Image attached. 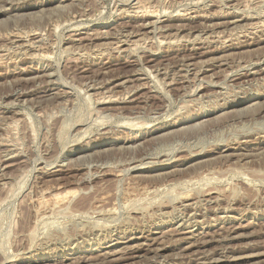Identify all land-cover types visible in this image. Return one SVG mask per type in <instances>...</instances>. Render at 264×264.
Segmentation results:
<instances>
[{"label": "rangeland", "instance_id": "rangeland-1", "mask_svg": "<svg viewBox=\"0 0 264 264\" xmlns=\"http://www.w3.org/2000/svg\"><path fill=\"white\" fill-rule=\"evenodd\" d=\"M263 1L0 0V264H264Z\"/></svg>", "mask_w": 264, "mask_h": 264}, {"label": "bare ground", "instance_id": "bare-ground-1", "mask_svg": "<svg viewBox=\"0 0 264 264\" xmlns=\"http://www.w3.org/2000/svg\"><path fill=\"white\" fill-rule=\"evenodd\" d=\"M264 2V1H263ZM136 3H137V1H136ZM139 3V5H140V1L138 2ZM137 3V4H138ZM136 4V5H137ZM225 4V3H224ZM246 4V3H245ZM245 4H243V5H245ZM262 5V4H261ZM78 7V6H77ZM145 7V6H144ZM80 8V7H79ZM138 8V7H137ZM143 8V7H142ZM207 8V7H206ZM140 9V8H139ZM119 10V9H118ZM144 10V9H143ZM79 12V11H78ZM145 12V11H144ZM143 12V13H144ZM77 13V12H76ZM147 13V12H146ZM149 13V12H148ZM148 15V14H147ZM153 16V15H152ZM155 20V19H154ZM158 20V19H157ZM157 22V21H156ZM260 23V22H259ZM220 24V23H219ZM260 25H262V22H261V24ZM201 26V25H200ZM264 26V25H263ZM255 28V27H254ZM253 32V31H252ZM70 35V34H69ZM211 35V34H210ZM209 35V36H210ZM95 36V35H94ZM212 39V38H211ZM125 40V39H124ZM137 41V40H136ZM153 41V40H152ZM203 42H205V41H203ZM194 44V43H193ZM144 47V46H143ZM43 50V49H42ZM11 51V50H10ZM22 52V51H21ZM182 69V68H181ZM164 79V78H163ZM42 82V81H41ZM158 83V82H157ZM160 83V82H159ZM128 88V87H127ZM89 99V98H88ZM91 99V98H90ZM56 104V103H55ZM93 104V103H92ZM179 110V109H178ZM95 111V110H94ZM93 113V112H92ZM97 115V114H96ZM108 116V115H107ZM97 117V116H96ZM31 121V120H30ZM101 121V120H100ZM103 121V120H102ZM136 124V123H135ZM138 124V123H137ZM32 127V126H31ZM123 147V146H122ZM254 154V153H253ZM4 161V160H3ZM20 163V162H19ZM90 163V162H89ZM62 167V166H61ZM41 169V168H40ZM26 172V171H25ZM24 177V176H23ZM21 178V177H20ZM19 182V181H18ZM36 182V181H35ZM60 187V186H59ZM50 189V188H49ZM57 189H59V188H57ZM90 190V189H89ZM73 191V190H72ZM210 191V190H209ZM50 192V191H49ZM105 192V191H104ZM132 192V191H131ZM143 192V191H142ZM43 193H44V191H43ZM75 193H77V192H75ZM74 192H71V191H66V190H59V191H56V193H54L53 192V195H52V197H50L51 198V200H49V201H53L55 204H62L63 202H65V200L66 199H68V197L69 196H72V195H76ZM46 194V193H45ZM78 194V193H77ZM42 196V195H41ZM51 196V195H50ZM86 197V196H85ZM42 198V197H41ZM49 198V199H50ZM110 198V197H109ZM83 199V198H82ZM24 200V199H23ZM46 200V199H45ZM207 201V200H206ZM71 202V201H70ZM27 203V202H26ZM50 203V202H49ZM53 203V204H54ZM48 204V203H47ZM51 204V203H50ZM66 204H67V202H66ZM163 204V203H162ZM40 205V204H39ZM165 205V204H164ZM59 206V205H58ZM68 206V205H67ZM79 206V205H78ZM61 207H63V206H61ZM41 208H42V206H41ZM59 208V207H58ZM80 208V207H79ZM37 209V208H36ZM49 210V209H48ZM37 211V210H36ZM69 213V212H68ZM99 213V212H98ZM86 214V213H85ZM101 214V213H100ZM89 216V215H88ZM39 217V216H38ZM63 217V216H62ZM106 217V216H105ZM25 218V217H24ZM25 220V219H24ZM23 219H22V221H24ZM207 220V219H206ZM21 221V222H22ZM28 223H29V221H28ZM27 223V224H28ZM23 225L25 226V224H24V222H23ZM21 227H23L22 225H20ZM84 226V225H83ZM32 228V227H31ZM21 229V228H20ZM75 229V228H74ZM224 229V228H223ZM192 232V231H191ZM22 233V232H21ZM21 235V234H20ZM195 235V234H194ZM13 236V235H12ZM200 238V237H199ZM9 239V238H8ZM11 240V239H10ZM208 242V241H207ZM27 243V242H26ZM38 245V244H37ZM120 252V251H119ZM118 251H117V253H119ZM105 253V252H104ZM112 253V252H111ZM116 253V252H115ZM115 253H112V254H115ZM188 254V253H187ZM104 255V254H103ZM103 255H102V258H103ZM108 255V254H107ZM106 256V255H105ZM109 256V255H108ZM115 256V255H114ZM96 257V256H95ZM100 257V256H99ZM112 257V256H111ZM104 259V258H103ZM113 259H115V258H113ZM123 259V258H122ZM74 260H75V258H74ZM79 261L81 260V259H78ZM99 260V259H98ZM107 260V259H106ZM118 260V259H117ZM35 261V260H34ZM101 261V260H100ZM105 261V260H104ZM109 262H110V260H108ZM107 261V262H108ZM111 261H112V259H111ZM62 262V261H61ZM79 263V262H78ZM101 263V262H100ZM105 263V262H104ZM115 263V262H114ZM107 264V263H106Z\"/></svg>", "mask_w": 264, "mask_h": 264}]
</instances>
